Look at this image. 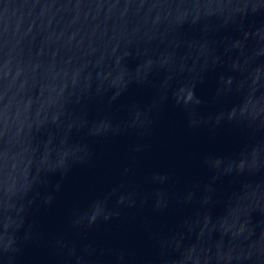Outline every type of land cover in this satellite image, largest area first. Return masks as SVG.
I'll use <instances>...</instances> for the list:
<instances>
[{
	"label": "water",
	"instance_id": "95a60500",
	"mask_svg": "<svg viewBox=\"0 0 264 264\" xmlns=\"http://www.w3.org/2000/svg\"><path fill=\"white\" fill-rule=\"evenodd\" d=\"M0 264H264V0H0Z\"/></svg>",
	"mask_w": 264,
	"mask_h": 264
}]
</instances>
